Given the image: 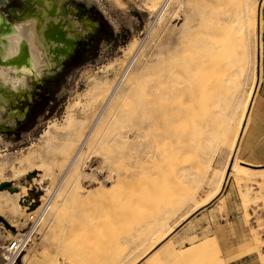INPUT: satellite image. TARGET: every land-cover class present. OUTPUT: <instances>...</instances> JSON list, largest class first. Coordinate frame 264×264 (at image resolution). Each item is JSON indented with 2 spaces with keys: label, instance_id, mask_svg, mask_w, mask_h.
Masks as SVG:
<instances>
[{
  "label": "rangeland",
  "instance_id": "obj_1",
  "mask_svg": "<svg viewBox=\"0 0 264 264\" xmlns=\"http://www.w3.org/2000/svg\"><path fill=\"white\" fill-rule=\"evenodd\" d=\"M4 1V4L0 3V14L12 25L25 22L33 24L34 20L21 21L13 17L9 10L20 9L22 17H33L41 9L33 3L34 0ZM42 1L48 6V10L50 8L49 12L51 4H55L57 12L63 9L67 13L65 17L72 19V12L80 8L82 12L91 15L89 19L92 22L102 19L105 25L92 57L88 58L83 54L75 59H61L55 63L53 55L44 51L42 44L38 43L34 29L37 45L46 55L45 64L48 65L42 68L41 73L43 70L48 72L38 78H28L25 89L9 96L0 119V185L8 183L14 189L12 192L8 191L9 194H17L22 188L26 191L21 204L16 201L19 205L17 215L9 214L4 210L5 205L0 202V264H5L2 257L4 247L9 245L11 239L18 238L17 235L29 229L26 224L27 215L35 211L39 197L44 191L61 186V156L71 146L66 139H72L81 133L93 134L89 140L90 146L89 142L83 147L80 143L74 145L75 151L82 148L83 159L79 162L81 165L78 166L77 180L74 177V182H70L67 189L69 198L58 204L56 209V201L53 199L41 227L13 264H144L145 259L151 260V256L161 249L165 250L171 243L175 245L178 254L168 264H204L201 253L216 246L219 249L218 260L223 264H264V167L251 168L240 163V155L246 147L243 139L250 129L251 111L243 133L242 129L255 99L254 94L249 96L247 93L250 88L254 91L261 69L257 40L258 11L262 0H173L169 4V17L161 27L157 24V4L160 1L164 3L165 0ZM84 6L87 8H83ZM154 7L156 9H150ZM53 19L56 20L48 14L44 24ZM74 23L77 32L72 33L77 36L83 26L76 20ZM109 29L120 36L114 44L107 41L111 35ZM41 38L43 39L42 35ZM159 40L171 41L169 43L172 45L168 57L174 59V64L171 62L173 65H168L165 69L174 71L178 76L189 77L187 81L192 87L191 91L196 95L199 89L202 94L190 100L186 106L187 114L172 124L175 137L159 145L163 161L156 169L157 180L153 183H156L155 187L158 186V189L153 192L155 195H144L152 183L151 176L147 178V172V179L131 181L117 193L115 180L101 184L99 175L89 174L86 161L90 157H96L97 161L104 160L105 172L102 173L105 174L106 169L116 170L130 166L129 161L133 157L123 140L128 136V127L139 123L146 79L135 76L128 92L124 88L123 93L115 98L116 104L112 105L113 100L110 102L115 108L112 116L96 125L98 113L105 106L104 102H107V97H102V92L114 86L137 49L142 50V61L147 59V63L151 65L159 62ZM43 41L45 43L44 39ZM75 61L81 62V66H74ZM157 70L158 67L154 66L152 74H156ZM50 77L52 81L45 82ZM155 83L156 78L148 80L150 85ZM42 89L49 92L45 95L47 100L39 98ZM213 105H217V109ZM175 106L177 109L184 108L180 104ZM70 124L72 126L69 129ZM133 132L137 133L136 130ZM56 153L60 158L56 157ZM31 154L34 158L36 156V161L32 159L36 163L41 157L43 162L37 163L36 170L34 167L31 170L20 168L19 163L29 159ZM122 155L126 156L120 158ZM12 160L13 170L10 169ZM172 160L174 162H170ZM174 167L176 170L173 171ZM14 173H19L20 177H16ZM33 178H44L45 182L38 186L32 181ZM88 181L90 184L85 183ZM163 183H168V186L164 188ZM161 187L164 189L161 190ZM3 190L0 191L2 198L7 195L6 188ZM132 196L137 200L132 199ZM112 198L116 199L114 203H121L113 204ZM148 199L151 205L155 204L156 209L148 206ZM132 200L138 202L131 204ZM141 201L147 205H143ZM28 205H35V208L30 210ZM115 206L121 207L120 212L124 209L125 212L122 211L121 214L118 208V213L115 212ZM134 208L139 209L141 215H136L137 210ZM86 212L92 220H89ZM104 216L110 219L112 233L108 232L107 227H103L108 221ZM92 243L96 244V248ZM235 248L238 253L234 254L237 255L226 258L227 252H235ZM211 253L217 255L214 251ZM156 261L158 258L150 263L158 264Z\"/></svg>",
  "mask_w": 264,
  "mask_h": 264
},
{
  "label": "bare ground",
  "instance_id": "obj_2",
  "mask_svg": "<svg viewBox=\"0 0 264 264\" xmlns=\"http://www.w3.org/2000/svg\"><path fill=\"white\" fill-rule=\"evenodd\" d=\"M160 1V0H159ZM175 1V0H174ZM244 1V0H243ZM263 1L262 0V4H263ZM35 2V1H34ZM33 2V3H34ZM120 2V1H119ZM173 2V0H165L164 3L163 1H160L157 5H159L157 8H159L158 10V13H157V24H159V27H161L163 21H165L168 17H169V14L170 12H168V9H169V4ZM178 2V1H177ZM246 2V1H245ZM244 2V3H245ZM43 3L42 0H40V3L39 5L41 6ZM162 3V4H161ZM123 4V3H122ZM246 4V3H245ZM121 5V4H119ZM241 6V5H240ZM261 6V5H260ZM51 7L52 9H55V4H51ZM150 8L152 10L156 9V8ZM242 7V6H241ZM245 7V6H244ZM262 7V6H261ZM181 8V7H180ZM242 9V8H241ZM240 10V9H239ZM247 10V9H246ZM259 10L261 11V9L259 8ZM179 11V10H178ZM243 12V10H242ZM262 12V11H261ZM260 12V13H261ZM246 13V12H245ZM259 13V15H260ZM247 14V13H246ZM245 14V15H246ZM241 15V14H240ZM175 16H177L175 14ZM174 16V17H175ZM242 16V15H241ZM235 18V17H234ZM248 18V17H247ZM61 19V18H60ZM258 19V18H257ZM261 19V17H260ZM233 20V19H232ZM259 22V21H258ZM251 26V25H249ZM157 27V26H156ZM242 27V26H241ZM248 28V27H247ZM253 28V26H252ZM264 28V24L263 23H260V27H259V34L261 36V31L263 30ZM244 29V28H243ZM159 30V29H158ZM161 31V30H159ZM241 32H243V30H241ZM168 33V32H167ZM255 33V32H254ZM257 35V34H256ZM175 36V35H174ZM243 38V37H242ZM163 39V38H162ZM165 40V39H164ZM168 40V39H167ZM163 41V40H159L158 41V45H159V52H158V58H159V62H154V64L151 65V63H147V59L146 60H141L143 59V54H142V50L140 48L137 49L135 51V53L133 54L130 62L128 64H126L124 66V68L122 69V74H119L120 77L118 79V81L116 80V83L113 84V82L115 81V79L112 81L111 84H113L114 86L111 88H107L104 92H102V97H107L106 99V103L104 102L105 106L103 105V109L98 113V116H97V120L95 121L96 122V125H98L100 122H103V121H107L108 118L110 117L111 113L114 111V107H112V105H115L116 102H114L115 98H117L118 94H121L123 93V91L126 89L127 92H128V89L129 87L131 86L132 82L135 80V76L139 77V78H145V89H144V92H143V105H142V112L140 114V119H139V123L138 125H134V126H131V127H128V129L126 130V133H128L127 135L128 136H125V135H122L123 137L125 136V140L124 141V146H127L129 148V154L133 157V160L129 161L130 162V166L128 168L124 167V168H117L116 170H109V169H106V174L105 173H102V172H105L103 170V164H104V160L101 161H97V158L96 157H90V158H87V163H88V171H89V174H97L101 177L102 181H101V184H105V183H109L108 181L109 180H115V184H116V188H117V193L120 192V190H122L123 188V185L127 184V183H130L131 181H137L138 179L140 178H145L147 179L148 177L151 176L152 180H151V184H149V186L147 187V190H145V193L144 195H146V197L149 196V194H153V192L156 191V188L158 186L155 187L156 183H153V182H156L157 180V177H156V174H157V166L163 161V156H162V153H161V149H160V144L161 142H164V141H171V139L173 137H175V129H172V124L175 123L176 120H179L181 119L185 114H187V104L189 103L190 100H194L196 99L197 96H200L202 94V90H197V94L195 95L194 94V91H191L190 87L191 85H189L188 81L189 80V77H185V76H178L174 71L172 70H166V66L168 65H173L174 64V59H172L171 57H168V54H169V49L172 47L171 41ZM217 41V40H216ZM218 42V41H217ZM242 42V41H241ZM226 43V42H225ZM259 43V42H258ZM46 45H48V51L49 53L50 52V49H49V44H47V42L45 43ZM240 44V43H239ZM241 45V44H240ZM25 46L26 47V50H27V58H26V61L20 65L18 64H13V65H9L8 63L6 64H0V119L2 118L4 112H5V104H6V100L9 96L13 95L14 92H17L19 91L20 89H25L26 87V80L29 79H33L32 77L34 78H38L40 77V75L42 74V68L44 67H48V65L45 64V60H44V57L42 56L41 54V51L37 48L36 44H35V36H34V33H33V26H32V23H29L27 25H12L11 23H9L6 18L3 16V14H0V60H2L3 62H9L10 60H15V58L20 54V51L22 49V47ZM167 46H169L167 48ZM242 46V45H241ZM244 47V45H243ZM246 47V46H245ZM244 47V48H245ZM130 49V48H129ZM133 49V44H132V47H131V50ZM139 50V51H138ZM246 52V51H245ZM248 53V52H247ZM240 59V58H238ZM151 60V59H150ZM154 61V60H153ZM151 62V61H150ZM173 64H172V63ZM221 64V63H219ZM261 64V63H260ZM232 65V64H231ZM156 66L158 67V70L156 71V74H152L153 72V67ZM13 67V68H12ZM225 67V66H224ZM223 67V68H224ZM239 67V66H238ZM246 67V65H245ZM226 68V67H225ZM236 68V67H235ZM247 68V67H246ZM232 70V69H231ZM235 70V69H234ZM216 71V70H215ZM218 71V70H217ZM233 71V70H232ZM241 71V70H240ZM239 71V72H240ZM244 71V70H242ZM241 71V72H242ZM11 72L13 73V75H11ZM43 72H48V70H43ZM216 74V73H214ZM192 75V74H191ZM203 75V74H202ZM205 75V74H204ZM213 75V74H212ZM217 75H219L217 73ZM222 75V74H221ZM225 75V73H224ZM235 75V74H234ZM240 75V73H239ZM243 75V74H242ZM216 76V75H215ZM226 76V75H225ZM236 76V75H235ZM219 77H222V76H219ZM228 77V76H226ZM259 77V76H258ZM155 79L156 78V83L153 84V85H150L148 84V80L150 79ZM183 78V79H182ZM201 78V77H199ZM210 78V77H209ZM244 78V77H243ZM184 80V81H181ZM217 79V78H216ZM219 79V78H218ZM223 79V78H222ZM227 79V78H226ZM239 79V78H238ZM241 79V78H240ZM202 80V79H201ZM204 80V78H203ZM208 80V79H207ZM210 80V79H209ZM243 80V79H241ZM187 81V82H186ZM197 81H200V80H197ZM196 81V82H197ZM205 81V80H204ZM218 81V80H217ZM195 82V81H194ZM206 82V81H205ZM197 84V83H196ZM225 83H223L224 85ZM205 85V84H204ZM214 85V84H213ZM212 85V86H213ZM228 85V84H226ZM239 85V84H238ZM112 86V85H111ZM216 86V85H215ZM214 86V88H216ZM227 87V86H226ZM111 88V89H110ZM125 88V89H124ZM220 88V87H219ZM241 90V89H240ZM235 91V90H234ZM126 92V93H127ZM125 94H122L123 96L126 95ZM196 93V92H195ZM206 93V92H205ZM233 93V91H232ZM255 92L252 90V88H250V90L248 91V95H253ZM242 94V93H241ZM225 96V95H224ZM232 96V95H231ZM235 96V94H234ZM243 96V95H242ZM121 97V96H120ZM220 97V95H219ZM218 97V98H219ZM228 97V96H227ZM232 98V97H231ZM242 98V97H241ZM249 99V98H248ZM113 100V104L110 103L111 101ZM184 100H187V101H184ZM240 100V98H239ZM218 101V100H217ZM232 101V99L230 100ZM242 101V100H241ZM247 102V101H246ZM239 103V102H238ZM245 103V102H244ZM112 104V105H111ZM175 104H180L181 106L183 105L184 108H181L182 109H177L175 108ZM242 104V103H241ZM243 105V104H242ZM245 105V104H244ZM216 107L217 109V105H213ZM231 106V105H230ZM238 106V105H237ZM253 108V107H252ZM249 110L248 115H247V118H246V122H245V125L242 129V133L243 131L245 130V126L246 124L248 123V120H249V114H250V111L251 109ZM245 109V108H244ZM245 111V110H244ZM243 111V113H244ZM247 111V110H246ZM76 113V112H75ZM209 113V111H208ZM78 113H76L77 115ZM74 115V114H73ZM112 116V115H111ZM245 118V117H244ZM207 119V118H206ZM227 119V118H226ZM209 120V119H208ZM241 120V119H240ZM133 121V120H132ZM94 122V123H95ZM136 122V121H135ZM183 124V122H181ZM133 124V123H132ZM195 124V123H194ZM208 124V123H207ZM230 124V123H229ZM94 125V124H93ZM231 126L233 124H230ZM70 126H72L71 124L69 125V129H70ZM92 126V125H91ZM200 126V125H198ZM202 127V126H201ZM92 128V127H91ZM220 128V127H219ZM126 129V128H125ZM199 129V128H198ZM222 129V128H221ZM229 129V128H228ZM68 130V129H67ZM73 130V129H72ZM71 130V131H72ZM137 131V133L133 132V131ZM177 130V129H176ZM187 130V128H186ZM189 130V129H188ZM205 130V129H204ZM219 130V129H218ZM237 131V129H235ZM91 131V130H90ZM93 131V130H92ZM91 131V132H92ZM68 132V131H67ZM200 132V131H199ZM80 133V132H79ZM197 133V132H196ZM49 134V133H48ZM65 134V133H64ZM69 134V133H68ZM67 134V135H68ZM76 134V133H75ZM84 133H81V135H77L75 137H73L72 139L71 138H68L66 140H68V142L70 143L71 146H68L67 149H65L66 151H64V156L61 158H63V163H62V175H61V186L58 187V189H55L54 190V198H55V205H54V208L56 209L57 205L62 203V201H65L66 199L69 198V194H68V187L70 185V182H74V177L76 178L77 175L79 174L78 173V166L81 165L79 162L82 161V153H81V150L80 148L75 151V144L77 143H80L82 144L81 147H83V145L85 144L87 146L89 140L91 139V136L92 134L90 135H85L83 136ZM88 134V133H87ZM66 135V136H67ZM50 136L51 138V135H48V137ZM58 136V135H57ZM69 136H71L69 134ZM82 136V137H81ZM201 136V135H200ZM72 137V136H71ZM202 137V136H201ZM218 137V136H217ZM49 138V139H50ZM60 138V137H59ZM198 138V137H197ZM53 139V138H52ZM56 139V138H55ZM196 140V139H195ZM194 140V141H195ZM45 141H49V140H45ZM54 141V140H52ZM51 142V140H50ZM55 142V141H54ZM53 142V143H54ZM67 143V142H66ZM49 144V143H48ZM76 144V145H77ZM179 144V143H178ZM213 144V143H212ZM211 144V145H212ZM51 145V144H50ZM67 146V145H66ZM89 146H90V142H89ZM88 146V148H89ZM32 147V146H31ZM64 147V145H63ZM134 147H136L137 149H135ZM187 147V146H186ZM63 149V148H62ZM45 150V149H44ZM43 150V151H44ZM33 152V151H32ZM38 153V152H37ZM58 153V152H57ZM55 154L56 157L59 156L58 154ZM40 154V153H39ZM43 154V153H42ZM51 154V152H50ZM175 154V153H174ZM32 155V154H31ZM34 155V153H33ZM32 155V156H33ZM41 155V154H40ZM53 155V154H52ZM27 156V154L25 155ZM29 156V155H28ZM32 156L29 158V159H25L23 160V157H22V160L20 164V168L22 169H27V170H31L33 167L35 168L34 170H36V167H38L37 163H42L43 162V158L41 157V160L38 161L37 160V163L35 162L36 161V156L34 158H32ZM38 156V155H37ZM51 156V155H50ZM54 156V155H53ZM124 156L126 155H122L120 156V158H124ZM43 157H44V154H43ZM60 158V156H59ZM118 159H120L119 157H117ZM34 159V160H32ZM40 159V158H39ZM129 160V159H128ZM13 160L11 162V166L12 168H10L11 170H13ZM170 162H174L173 160L170 161ZM164 163V162H163ZM172 165V163H171ZM17 166V165H16ZM167 166V164H166ZM165 166V167H166ZM168 166H169V163H168ZM167 166V167H168ZM81 167V166H80ZM130 168H134V170L131 171ZM148 168V170H147ZM167 169V168H166ZM175 167L173 168V171H174ZM153 170V171H152ZM168 170H170V167H168ZM176 170V169H175ZM232 170V169H231ZM172 171V170H171ZM170 171V172H171ZM18 172V171H16ZM113 172V173H112ZM145 172L148 173V176L146 178V175ZM232 172V171H231ZM172 173V172H171ZM16 177H20V174L19 173H14ZM13 174V176H14ZM45 174V173H44ZM173 174V173H172ZM244 174V173H243ZM165 175V174H164ZM163 177H166L164 176ZM262 175V174H261ZM260 175V176H261ZM39 176V175H38ZM46 176V175H44ZM82 177H84V175L82 174L81 175ZM175 176V175H174ZM163 177H161L163 179ZM176 177V176H175ZM45 178V177H44ZM44 178H40V179H35L33 178V182L35 185H38L39 184H43L45 182V179ZM47 178V176H46ZM99 178V177H98ZM161 179V180H162ZM165 179V178H164ZM168 179V178H167ZM262 179V178H261ZM77 180V178L75 179ZM144 180V179H143ZM59 181V182H60ZM139 181V180H138ZM166 181V179H165ZM175 180H173L174 182ZM84 182V181H83ZM160 182V181H159ZM169 182V181H167ZM263 182V180H262ZM17 183V182H16ZM49 183V182H48ZM87 184H90V181L88 182H85ZM84 183V184H85ZM113 183V182H112ZM145 183V181H144ZM92 184V183H91ZM147 184V183H146ZM173 184V183H172ZM144 185V184H143ZM165 185V183H163V186ZM174 185H177L174 183ZM166 186H168V183L167 185H165L164 188H166ZM145 187V186H143ZM163 190L164 188L161 187ZM183 187L181 186V189ZM9 189H13L11 187H9ZM124 189V188H123ZM158 189V188H157ZM184 189V188H183ZM14 190V189H13ZM44 190H47V189H44ZM2 191V190H1ZM4 191V190H3ZM6 191H7V195H5V197L2 198V196H0V202L3 203L5 206H4V210L6 209V211L11 214V215H17V212H18V207L19 205L16 203V201L18 200L19 204H21L20 202H22V197L25 195V189L22 188L17 194H9L8 193V190L6 188ZM159 191V190H158ZM165 191V190H164ZM166 192V191H165ZM1 193V192H0ZM142 193V194H143ZM123 194V193H122ZM141 194V196H142ZM164 194V193H163ZM177 194V193H176ZM137 195V194H135ZM139 195V194H138ZM144 195L142 197H144ZM155 195V193L153 194ZM152 195V196H153ZM156 195H158L156 193ZM169 195V194H168ZM131 196V195H130ZM101 197V196H100ZM133 197V196H132ZM159 197L161 198V195H159ZM106 198V197H104ZM139 198V197H138ZM114 199L115 198H112V203L113 204H116L118 203L117 201L114 203ZM132 199H136V197H133ZM146 199V198H145ZM106 200V199H105ZM116 200V199H115ZM128 200H131L130 198H128ZM137 200V199H136ZM110 201V200H109ZM119 201V200H118ZM121 201V200H120ZM149 199H148V202L146 201V203H149ZM136 201L132 200L131 204L134 203ZM138 202V201H137ZM136 202V203H137ZM142 204H143V201H141ZM140 202V203H141ZM145 202V201H144ZM107 203V202H106ZM111 203V204H112ZM121 203V202H120ZM118 203V204H120ZM153 203H155V201L153 200ZM152 203V204H153ZM158 203V202H157ZM243 203V201H242ZM247 203V202H246ZM141 204V205H142ZM159 204V203H158ZM122 205V204H121ZM137 205V204H136ZM140 205V204H138ZM143 205H147V204H143ZM151 205V202L148 204V206ZM167 205V204H166ZM98 206V205H97ZM100 206V205H99ZM102 206V205H101ZM116 206H120V205H116ZM115 206V207H116ZM126 206V205H125ZM147 206V208H148ZM153 206L154 209L155 208V204L151 205V207ZM50 207H51V204H50ZM129 207H131L129 205ZM133 207V206H132ZM22 208V207H21ZM24 208V207H23ZM98 208V207H97ZM117 208H118V211H119V208L121 207H116L115 209V212L117 211ZM124 208V205L122 207V209ZM126 208V207H125ZM137 208H140V206H138ZM129 209V208H127ZM135 209V208H134ZM142 209V208H141ZM151 209V208H150ZM22 210V209H21ZM26 210V209H25ZM50 210V208H49ZM48 210V212H49ZM121 210V209H120ZM137 211L136 212V215H141V213L139 214L138 210L139 209H135ZM152 210V209H151ZM150 210V211H151ZM98 211V210H97ZM114 210H112V213H115L113 212ZM117 211V213H118ZM123 213L125 212V209L122 210ZM121 211V212H122ZM142 211V210H141ZM146 211V210H144ZM154 211V210H153ZM120 212V211H119ZM120 212V213H121ZM134 212V211H132ZM149 213V211H147ZM35 214L36 211H33L31 212V214ZM105 213V212H104ZM127 213H129L127 211ZM131 213V211H130ZM138 213V214H137ZM151 213V212H150ZM21 214V213H20ZM24 214V213H22ZM65 214V213H64ZM76 214V213H75ZM107 214V213H105ZM122 214V213H121ZM147 214V213H146ZM155 214V213H153ZM86 215H87V212H86ZM84 215V217L86 216ZM116 215V213H115ZM127 215V214H126ZM133 214V216H136ZM142 215H145L144 213H142ZM88 216V215H87ZM122 216V215H121ZM150 216V215H149ZM64 217V216H63ZM89 217V216H88ZM107 217L106 220L107 221V224L105 223L106 226H103L105 229L106 227L108 228V232L109 233H112V228H111V222L110 219L108 218V216H104L103 218ZM95 218V217H94ZM101 218V217H100ZM133 218V217H132ZM91 218L89 217V220ZM99 219V218H98ZM142 219V218H141ZM11 220V219H10ZM75 220V219H74ZM92 220V219H91ZM102 220V219H101ZM100 220V221H101ZM105 220V219H103ZM105 220V221H106ZM119 220V219H118ZM125 220V219H124ZM44 221V220H43ZM86 221V220H84ZM88 221V220H87ZM127 221V220H126ZM133 221V219L131 220ZM94 222V221H93ZM110 223V224H109ZM117 223H119V221H117ZM122 223V222H121ZM120 223V224H121ZM98 224V223H97ZM99 224H101L99 222ZM116 224V223H115ZM114 224V225H115ZM124 224V223H123ZM103 225H104V222H103ZM122 225V224H121ZM52 226V225H51ZM95 226V224L93 225ZM110 226V227H108ZM117 226H119L117 224ZM116 226V228H117ZM97 227V226H96ZM81 228V227H80ZM87 228V227H86ZM91 228V227H90ZM111 228V229H110ZM113 228L115 229V227L113 226ZM120 228V227H119ZM95 229V228H94ZM110 229V230H109ZM113 229V230H114ZM122 229V228H121ZM98 231V229H96ZM95 230V231H96ZM101 230L103 231L104 229L101 228ZM81 231H83L81 229ZM78 232V231H77ZM100 232V231H99ZM122 232V231H121ZM74 234L76 232H73ZM72 233V234H73ZM86 233V232H85ZM89 233V232H88ZM87 233V234H88ZM95 233V232H94ZM92 232V234H94ZM101 233V232H100ZM100 233L99 236H100ZM20 234V233H19ZM77 234V233H76ZM91 234V235H92ZM102 234V233H101ZM95 235V234H94ZM108 235V234H107ZM106 235V236H107ZM21 235H17V237H20ZM75 236V235H73ZM78 236V235H77ZM90 236V235H89ZM159 236V235H158ZM157 236V237H158ZM101 237V236H100ZM110 237V236H109ZM87 238V237H86ZM92 238V237H91ZM104 238H108V237H104ZM156 238V237H155ZM77 239V238H76ZM88 239V238H87ZM154 239V237H153ZM152 239V240H153ZM12 240V239H11ZM88 240H91V239H88ZM105 240V239H104ZM87 241V240H86ZM94 242L96 240H93ZM92 241V242H93ZM102 241V240H100ZM74 242V241H73ZM90 242V241H89ZM93 242V243H94ZM92 243V244H93ZM97 243V241H96ZM79 245V244H78ZM94 245V244H93ZM96 245V244H95ZM94 245V246H95ZM163 246V245H162ZM78 247V246H77ZM90 248V247H89ZM92 248V247H91ZM96 248V246H95ZM93 249V248H92ZM167 249V250H166ZM166 249L164 250H160V251H157V253H155L153 255V257L151 256V260L153 259H157L158 258V264H168V262L173 259L177 254V249L175 247L174 244H169L168 247H166ZM78 250V248H77ZM201 250V249H200ZM214 251L217 253V255H213L211 252ZM193 252V250H192ZM193 254V253H192ZM195 254V253H194ZM200 254V253H199ZM218 254H219V249L218 247L216 246V248L212 249V250H209V251H206L205 253H201L202 257V262H204V264H223L221 262H219L218 260ZM2 257L4 258V256L2 255ZM177 257V256H176ZM222 257V256H221ZM220 257V258H221ZM179 258V257H178ZM190 258V257H189ZM7 262L5 264H13L14 261H15V257H12V258H9V259H6ZM146 260V259H145ZM144 260V264H152L150 263L151 260L148 259L145 261ZM73 261V260H72ZM79 262V260H78ZM155 262V263H156ZM192 264V262H191ZM195 264V263H194Z\"/></svg>",
  "mask_w": 264,
  "mask_h": 264
},
{
  "label": "flooded vegetation",
  "instance_id": "obj_3",
  "mask_svg": "<svg viewBox=\"0 0 264 264\" xmlns=\"http://www.w3.org/2000/svg\"><path fill=\"white\" fill-rule=\"evenodd\" d=\"M3 1V2H2ZM35 1V2H34ZM33 2L37 3V1L40 0H34ZM46 1V0H45ZM0 3L4 4L5 1L4 0H0ZM39 7H41V9H39V13L36 14V16L33 17H22V12H20V9H13V10H9V13L13 16V17H17L18 19H21V21H25V20H34V23L32 24L33 26V33H34V29L35 32L37 34V38H38V43H41L42 46L44 47V51L48 52V47L46 48V42L48 41L45 37L43 32L45 30H47L46 25L48 24V22L46 23V25L44 24L45 18L48 17V14L51 15L52 18H55L56 20H52L51 22L56 24L59 20H64L66 17L65 15L67 14L65 11H63V9H61V12H57L55 9H52L51 7V11L49 12L48 10V6L46 7L43 3L42 5H38ZM55 8H57V6L55 5ZM83 8H87V6H84ZM38 10V9H37ZM43 10V11H42ZM86 10V9H84ZM19 12V14L17 13ZM74 14H76V17H74ZM72 19L80 22V23H89L90 26L92 27L91 30L88 31V33H86L85 35H82L81 38H79L78 40H76L74 42V45L70 48L64 45L59 44V47H62L64 49V54L59 52V53H55L53 55V57H57L59 59H63L64 61H68L71 58L75 59L81 55H86L88 58L92 57L93 52H95V47L98 44V38L102 35V29L105 25V22L102 19H98L95 22L92 20H90L89 18H91V15L88 14L87 12H82L80 8H78L76 11L72 12L71 14ZM61 18V19H60ZM29 24V22H25L23 24H15V25H27ZM35 24V25H34ZM109 32L111 33L110 37L107 38V41H109L111 44H114L118 38L120 37L118 33L113 32L111 29H109ZM35 34V33H34ZM41 35L43 37V39L45 40V43L43 41V39L41 38ZM35 36V35H34ZM89 38L87 40V38L85 40H83V38ZM51 50H54L55 47H58V45L56 43L51 42ZM35 44L37 46V48L41 51L42 56L45 57L46 55L44 54L43 50L40 49L37 45L36 42V37H35ZM75 65L74 66H81V62H74ZM50 66V65H49Z\"/></svg>",
  "mask_w": 264,
  "mask_h": 264
},
{
  "label": "crops",
  "instance_id": "obj_4",
  "mask_svg": "<svg viewBox=\"0 0 264 264\" xmlns=\"http://www.w3.org/2000/svg\"><path fill=\"white\" fill-rule=\"evenodd\" d=\"M261 6L260 9L262 12L260 10L258 11L259 27L260 21L264 24V1L263 4L261 2ZM257 47L259 48V64L261 63V69H259L258 81L254 87L255 99L251 105V108H253L251 109L252 118L250 129L248 134L245 135L243 139V145L246 147H244V149L242 148L243 151L240 155V163L251 168L264 167V31H262L261 36L260 34L258 35ZM234 251L235 252H232L231 250V252H227L228 257L226 258L233 255L236 256L237 254L234 253H238V251L236 248Z\"/></svg>",
  "mask_w": 264,
  "mask_h": 264
},
{
  "label": "water",
  "instance_id": "obj_5",
  "mask_svg": "<svg viewBox=\"0 0 264 264\" xmlns=\"http://www.w3.org/2000/svg\"><path fill=\"white\" fill-rule=\"evenodd\" d=\"M3 2V1H2ZM38 5L40 3V1H37ZM75 20L70 19V18H65L64 20H59L56 24L49 22L46 25L47 30H45L43 32L44 37L48 40L47 44H49V49L50 52L54 55L55 53H63L64 54V49L62 47H59V44L67 46V47H72L74 45V42L76 40H78L79 38L82 37V35H85L86 33H88L89 30L92 29V27H89L90 24L88 23H82L83 26V30L78 32L79 34L76 36L74 35L72 32H77V27L75 25ZM70 34V35H68ZM56 43L58 45V47H55L54 50H51V45L52 43ZM27 58V50L26 47L23 46L20 54L15 58V60H10L9 62H3L2 60H0V64H6L8 63L9 65H13V64H22L26 61ZM61 59L57 58V57H53V61L58 62ZM47 72H43L42 74H45ZM41 74V75H42ZM10 185L8 183H2L0 185V191L3 190L4 188H7V190L9 192H12L13 189H9ZM30 210H33L35 208V205H28ZM2 222L7 225V223H5L3 220Z\"/></svg>",
  "mask_w": 264,
  "mask_h": 264
},
{
  "label": "built area",
  "instance_id": "obj_6",
  "mask_svg": "<svg viewBox=\"0 0 264 264\" xmlns=\"http://www.w3.org/2000/svg\"><path fill=\"white\" fill-rule=\"evenodd\" d=\"M54 199V190H49L48 192L44 191L43 195L39 197V204L36 207L35 214L27 215L26 224L29 226V229L24 231V233L20 234L21 236L11 240L9 245L4 247L3 260L5 263L7 262L6 259L15 257L16 259L22 254L26 248V246L31 242L34 234L37 230L41 227L43 220L48 214V210L50 208V204ZM14 261V262H15Z\"/></svg>",
  "mask_w": 264,
  "mask_h": 264
},
{
  "label": "trees",
  "instance_id": "obj_7",
  "mask_svg": "<svg viewBox=\"0 0 264 264\" xmlns=\"http://www.w3.org/2000/svg\"><path fill=\"white\" fill-rule=\"evenodd\" d=\"M49 82V81H52V77H50L49 79H46L45 80V82ZM46 93H49L48 91L46 92L44 89H42L41 90V92L39 93V98H43V99H45L47 96H45L46 95ZM45 100H47V98L45 99Z\"/></svg>",
  "mask_w": 264,
  "mask_h": 264
}]
</instances>
